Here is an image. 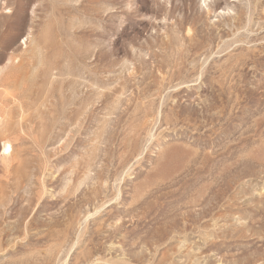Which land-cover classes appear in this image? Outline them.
Masks as SVG:
<instances>
[{"label":"rangeland","instance_id":"obj_1","mask_svg":"<svg viewBox=\"0 0 264 264\" xmlns=\"http://www.w3.org/2000/svg\"><path fill=\"white\" fill-rule=\"evenodd\" d=\"M0 264H264V0H0Z\"/></svg>","mask_w":264,"mask_h":264},{"label":"bare ground","instance_id":"obj_2","mask_svg":"<svg viewBox=\"0 0 264 264\" xmlns=\"http://www.w3.org/2000/svg\"><path fill=\"white\" fill-rule=\"evenodd\" d=\"M8 142V141H7ZM10 148H11V145L9 143H4L3 144V151L6 153V152H9L10 151ZM8 154V153H7Z\"/></svg>","mask_w":264,"mask_h":264}]
</instances>
